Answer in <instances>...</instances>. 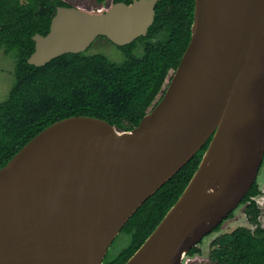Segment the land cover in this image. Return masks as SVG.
Wrapping results in <instances>:
<instances>
[{
	"label": "water",
	"instance_id": "water-1",
	"mask_svg": "<svg viewBox=\"0 0 264 264\" xmlns=\"http://www.w3.org/2000/svg\"><path fill=\"white\" fill-rule=\"evenodd\" d=\"M160 0L57 6L28 63L146 36ZM190 42L158 104L128 131L77 115L0 167V264H56L64 239L107 251L137 210L209 141L177 202L125 264H181L241 203L264 159V0H195Z\"/></svg>",
	"mask_w": 264,
	"mask_h": 264
},
{
	"label": "trees",
	"instance_id": "trees-1",
	"mask_svg": "<svg viewBox=\"0 0 264 264\" xmlns=\"http://www.w3.org/2000/svg\"><path fill=\"white\" fill-rule=\"evenodd\" d=\"M57 6L71 5L64 0H0V49L16 57L13 85L0 101V167L44 128L67 117L102 118L120 131L138 126L163 97L190 42L195 0H160L147 35L118 46L124 51L122 62L86 51L63 54L43 66L30 64L33 36L48 33ZM138 44L142 55L135 53ZM208 145L137 210L120 232L126 243L115 255L107 253L102 264H125L140 248L182 195ZM260 194L256 180L240 203L246 204L254 228L239 226L217 236L209 255L213 264H264V226L255 199ZM232 216L233 211L227 218ZM199 252L196 245L189 255Z\"/></svg>",
	"mask_w": 264,
	"mask_h": 264
},
{
	"label": "rangeland",
	"instance_id": "rangeland-1",
	"mask_svg": "<svg viewBox=\"0 0 264 264\" xmlns=\"http://www.w3.org/2000/svg\"><path fill=\"white\" fill-rule=\"evenodd\" d=\"M66 3L72 6H78L85 10L91 12L105 11L114 2L113 0H106L104 3L100 4L97 0H64ZM103 8V10L101 9ZM140 43V42H139ZM88 54H105L111 60L116 62H122L125 58L124 51L117 47L112 41L107 37L99 36L97 37L91 46L86 50ZM85 51V52H86ZM137 55L143 54V48L140 44L137 45L135 49ZM16 65V57L5 51V49H0V101L5 99L11 89L14 82V68ZM257 182L261 189V194L256 196L255 199L261 209L260 222L264 226V159L259 170L257 177ZM246 204L239 205L234 211L233 216L226 218L219 231H215L205 236L197 246L201 249V252L194 255H189V252L185 254L182 258L181 264H213L210 260L211 242L219 235L227 232H231L239 226H248L254 228V226L248 221V217L245 212ZM126 243V235L124 233H119L115 240L110 245L107 253L108 256L116 254ZM107 255V254H106Z\"/></svg>",
	"mask_w": 264,
	"mask_h": 264
},
{
	"label": "bare ground",
	"instance_id": "bare-ground-1",
	"mask_svg": "<svg viewBox=\"0 0 264 264\" xmlns=\"http://www.w3.org/2000/svg\"><path fill=\"white\" fill-rule=\"evenodd\" d=\"M56 264H91L88 242L64 239L60 243V250Z\"/></svg>",
	"mask_w": 264,
	"mask_h": 264
},
{
	"label": "flooded vegetation",
	"instance_id": "flooded-vegetation-1",
	"mask_svg": "<svg viewBox=\"0 0 264 264\" xmlns=\"http://www.w3.org/2000/svg\"><path fill=\"white\" fill-rule=\"evenodd\" d=\"M101 9L103 10V8H101ZM106 10H107V9H106ZM106 10H105V11H106ZM100 11H101V10H100ZM117 47H118V45H117Z\"/></svg>",
	"mask_w": 264,
	"mask_h": 264
}]
</instances>
